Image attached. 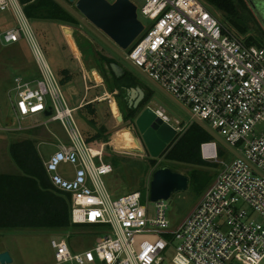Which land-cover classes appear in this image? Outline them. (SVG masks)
<instances>
[{"label":"built area","instance_id":"built-area-1","mask_svg":"<svg viewBox=\"0 0 264 264\" xmlns=\"http://www.w3.org/2000/svg\"><path fill=\"white\" fill-rule=\"evenodd\" d=\"M7 12L16 27L3 33L4 43L25 40L39 72L34 79L14 78V115L19 122L45 116V125L63 127L67 140L44 163L46 174L55 190L71 196L74 226L106 230L80 253L66 239H52L56 264H165L174 242L171 264H264V47L229 33L200 0H143L141 14L151 24L126 58L189 110L191 125L210 129L236 157L219 161L215 137L201 144L203 161L223 167L193 212L172 228L166 201L155 203L151 217L140 192H112L107 144L87 142L20 0H0V14ZM154 112L171 123L163 110Z\"/></svg>","mask_w":264,"mask_h":264},{"label":"rangeland","instance_id":"rangeland-1","mask_svg":"<svg viewBox=\"0 0 264 264\" xmlns=\"http://www.w3.org/2000/svg\"><path fill=\"white\" fill-rule=\"evenodd\" d=\"M59 1L68 8L77 23L43 18L28 19L54 72L57 74V71L67 69L74 76L73 81L64 87V92L70 107L75 110L77 122H83L82 127L86 129L88 126L85 123L94 119L98 127H106L111 133L108 141H99L107 144L106 159L114 168L112 175L107 178L108 186L112 187L115 195L140 192L143 196L142 203L148 207L151 217H154L156 204L147 198L154 172L169 167L172 171L187 176L188 189L173 194L166 201L168 219L171 227L176 228L193 212L223 166L205 161L201 165L174 162L168 160V153L157 159L151 157L136 125L139 115L147 108L153 111L163 110L171 120L170 125L175 129L179 128L178 136L172 144L174 145L192 126L189 110L184 107L186 112L181 103L154 87L141 73L128 66L115 51L116 45L87 21L77 10L76 3H70L68 0ZM108 1L113 3L116 0ZM131 1L138 8L140 21L148 29L151 22L141 14L143 0ZM200 1L209 12L223 22L220 11L208 5L206 0ZM246 4L245 10L240 12L242 22L248 27L246 34L236 32L225 21L222 24L238 39L246 41L250 36H254L264 47L262 24L252 7ZM13 27H16L14 15L11 12L0 14V174L21 175L9 152L13 141L28 139L35 141L39 144V154L45 163L62 143L66 142L67 135L59 123L45 125L47 120L45 116L19 119L20 122L15 117L12 92L14 78L20 75L34 79L39 76V72L25 40L13 45L4 43L3 33ZM107 43H110L112 48ZM121 52L125 55L127 51ZM105 59L119 64L130 78L148 91L149 99L146 103L144 99L136 109L135 115L129 116L127 112L128 97L122 88L126 85L127 79H123L124 76L119 78V81L113 76L107 79L108 75L103 71ZM88 105L96 111L94 118L86 112H81L88 110ZM20 125L22 127L20 131L13 130ZM79 126L82 129L81 125ZM219 147V161L231 163L236 158L220 141ZM61 171L71 173L73 168L63 166ZM105 231L102 227L87 225H70L67 229L52 230L0 229V253H10L13 259L10 264H56L55 253L51 247L52 239H66L70 249L80 253L95 247L104 238ZM178 244L174 242L165 253V264H171Z\"/></svg>","mask_w":264,"mask_h":264},{"label":"trees","instance_id":"trees-1","mask_svg":"<svg viewBox=\"0 0 264 264\" xmlns=\"http://www.w3.org/2000/svg\"><path fill=\"white\" fill-rule=\"evenodd\" d=\"M206 2L220 11L222 21L227 22L236 32L240 34L248 32L246 23L242 22L240 17V12L247 7L245 0H206ZM20 3L30 19L43 18L77 23L75 17L55 0H20ZM245 42L248 45L263 47L254 36H250ZM111 63L112 60H104V73L107 74L105 65L110 66ZM56 75L63 88L74 78L67 69L57 71ZM112 76L119 81L113 72ZM107 79H110L109 76ZM123 79L126 77L124 76ZM148 99L149 97L146 96L145 103ZM81 112H86L93 118L96 114L91 105H88V110ZM135 113L136 111H130L128 115L133 116ZM79 123L82 127L83 122ZM85 124L88 128L82 127V131L89 144L94 145L101 140L108 141L111 133L106 127H98L94 119ZM213 140L214 137L204 127L194 123L187 133L163 154L168 153L167 158L170 161L201 165L203 163L200 153L201 144ZM9 152L21 175L0 174V229L52 230L67 229L73 225L71 196L55 190L51 185L44 162L37 150V143L29 139L13 141Z\"/></svg>","mask_w":264,"mask_h":264},{"label":"water","instance_id":"water-1","mask_svg":"<svg viewBox=\"0 0 264 264\" xmlns=\"http://www.w3.org/2000/svg\"><path fill=\"white\" fill-rule=\"evenodd\" d=\"M55 1L68 10L62 2L59 0ZM68 1L76 3L77 10L87 21L116 45L117 49L115 51L118 53V56L130 64L138 73H141L121 52H126L144 31V25L138 16V8L131 0H116L113 3L108 0ZM107 44L112 48L110 43ZM105 69L111 70L116 78H121L125 74L124 69L116 63H111L110 66L105 65ZM144 77L147 79L146 76ZM127 91L131 105H134V108L137 109L145 99V90L142 87H137L136 89ZM51 114L52 112L48 116ZM136 125L153 159L159 158L178 136V130L170 124L163 122L150 108L145 109L139 115L136 119ZM203 127L213 137L229 148L214 132L205 126ZM188 187L189 178L187 176L174 172L169 167H163L156 170L153 174L149 198L154 203L167 201L173 194L184 192ZM12 262L13 259L9 252L0 253L1 264H10Z\"/></svg>","mask_w":264,"mask_h":264},{"label":"flooded vegetation","instance_id":"flooded-vegetation-1","mask_svg":"<svg viewBox=\"0 0 264 264\" xmlns=\"http://www.w3.org/2000/svg\"><path fill=\"white\" fill-rule=\"evenodd\" d=\"M246 3H248L252 9L254 10L255 12V15L256 17L260 20L261 24H262V29H263V34H264V0H245ZM128 66H130L132 69H134L130 64H128L127 62H125ZM135 70V69H134ZM125 71V70H124ZM107 74L109 76V78L111 79L112 77V71L111 70H107ZM124 76L126 77L127 79V82H126V85H124L122 88L124 90H127V89H136L137 87H142L141 84H139L136 80L130 78L128 76V73L125 71V74ZM144 88V87H142ZM145 92H146V95H145V98L148 94V91L146 89H144ZM128 105H129V108L127 110V112H130V111H136V109L134 108V105H131L130 101H128ZM173 144V143H172ZM170 144L166 151L171 147Z\"/></svg>","mask_w":264,"mask_h":264},{"label":"crops","instance_id":"crops-1","mask_svg":"<svg viewBox=\"0 0 264 264\" xmlns=\"http://www.w3.org/2000/svg\"><path fill=\"white\" fill-rule=\"evenodd\" d=\"M93 71V70H92ZM143 87V86H142ZM142 89H146V88H142ZM127 90H129V89H127ZM127 90H125L126 91V94H127V97H128V101H130L129 100V96H128V91ZM38 147H39V144H37V150H38V152H39V149H38ZM112 188V187H111ZM112 192L114 193V191L112 190ZM115 194V193H114Z\"/></svg>","mask_w":264,"mask_h":264}]
</instances>
